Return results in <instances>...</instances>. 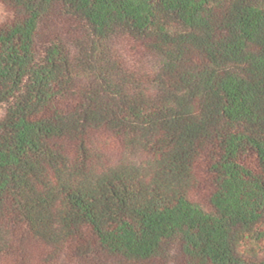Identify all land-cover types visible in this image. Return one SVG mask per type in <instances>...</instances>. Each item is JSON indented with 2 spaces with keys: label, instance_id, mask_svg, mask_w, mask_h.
Returning <instances> with one entry per match:
<instances>
[{
  "label": "trees",
  "instance_id": "obj_1",
  "mask_svg": "<svg viewBox=\"0 0 264 264\" xmlns=\"http://www.w3.org/2000/svg\"><path fill=\"white\" fill-rule=\"evenodd\" d=\"M0 264H264V0H0Z\"/></svg>",
  "mask_w": 264,
  "mask_h": 264
}]
</instances>
